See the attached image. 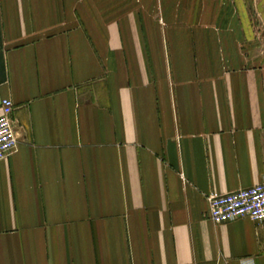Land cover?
<instances>
[{"label": "crops", "instance_id": "1", "mask_svg": "<svg viewBox=\"0 0 264 264\" xmlns=\"http://www.w3.org/2000/svg\"><path fill=\"white\" fill-rule=\"evenodd\" d=\"M242 1L0 0V264H264V223L208 219L264 180V0Z\"/></svg>", "mask_w": 264, "mask_h": 264}, {"label": "built area", "instance_id": "2", "mask_svg": "<svg viewBox=\"0 0 264 264\" xmlns=\"http://www.w3.org/2000/svg\"><path fill=\"white\" fill-rule=\"evenodd\" d=\"M15 106L10 99L1 104L0 114V162L13 154L19 139L12 121ZM208 219L215 225L249 219L264 223V180L256 186L238 192L209 198Z\"/></svg>", "mask_w": 264, "mask_h": 264}, {"label": "rangeland", "instance_id": "3", "mask_svg": "<svg viewBox=\"0 0 264 264\" xmlns=\"http://www.w3.org/2000/svg\"><path fill=\"white\" fill-rule=\"evenodd\" d=\"M148 1H150L148 3ZM250 9L256 6V0H244ZM241 0H136L138 8L146 7V10H169L170 14L173 10H180L186 14V10H240L239 5L245 3ZM244 3V4H243ZM152 7V8H151ZM159 18L157 16L156 20ZM161 19L159 18V22Z\"/></svg>", "mask_w": 264, "mask_h": 264}]
</instances>
